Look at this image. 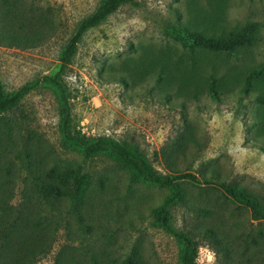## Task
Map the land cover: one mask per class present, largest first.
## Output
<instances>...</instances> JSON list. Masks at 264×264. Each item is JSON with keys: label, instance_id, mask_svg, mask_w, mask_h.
<instances>
[{"label": "rangeland", "instance_id": "1", "mask_svg": "<svg viewBox=\"0 0 264 264\" xmlns=\"http://www.w3.org/2000/svg\"><path fill=\"white\" fill-rule=\"evenodd\" d=\"M102 1L0 0L5 92L55 75L63 45ZM250 22L259 23L257 40L233 52L191 51L167 32L180 26L219 37ZM25 33L39 38L10 46L2 36ZM212 76L218 98L209 91ZM60 81L72 136L113 139L158 174L198 177L179 180L183 199L169 206L172 226L198 243L197 264H264V220L223 187L264 201V0L126 3L85 32ZM64 107L59 89L40 83L0 115V196L27 217L17 235L27 252L49 246L32 264H121L135 247L145 264H183V243L158 220L171 188L145 181L111 152L86 160L63 130ZM51 167L87 172L82 205L39 194L36 183ZM1 255L13 264V252Z\"/></svg>", "mask_w": 264, "mask_h": 264}, {"label": "trees", "instance_id": "2", "mask_svg": "<svg viewBox=\"0 0 264 264\" xmlns=\"http://www.w3.org/2000/svg\"><path fill=\"white\" fill-rule=\"evenodd\" d=\"M135 2L136 0H103L93 13L82 19L75 32L63 45L60 51V65L55 75H45L34 85H25L10 94L5 92L3 83L0 79V115L17 105L23 96L37 84L45 83L58 88L65 102L63 130L69 139H75L76 143L82 148L86 160L99 152H111L121 160L130 163L135 172L145 181L171 188V195L168 196L164 204L159 208L158 220L162 227L174 234L183 243L181 255L183 264H197L198 243L189 232L176 230L172 226L169 206L183 199V191L178 181L181 179H190L194 182H198V177L191 172H176L166 175L158 174L145 156L129 145L120 144L113 139L99 138L90 140L83 136L79 130L78 135L72 136L68 130L70 105L65 95L64 84L60 81V77L67 72L70 63L78 52L79 42L85 32L90 27L102 22L110 14L116 12L122 5ZM258 26V22H250L237 31H232L226 36L219 37L207 36L199 30L180 26H170L167 32L172 39L180 42L182 45L188 46L191 51L199 48L212 52H233L240 47L252 45L257 40ZM2 36L10 46L19 45L22 42L33 43L34 40L39 38V34L30 33ZM260 75L261 72L257 71L254 76L251 75L247 78L245 86L246 91L252 87L254 77ZM209 91L213 98L219 97L218 79L214 76L211 77ZM87 185L88 174L84 169L58 167L49 168L45 172L44 177L36 183L37 190L44 199H53L57 201L70 199L79 205H82L85 201L84 197ZM223 187L234 200L251 209L253 218L264 220V201L262 199L254 194L245 193L242 189L233 188L229 185H223ZM26 221L27 217L22 211H13L9 199L5 196H0V228L3 231L4 239L0 246V264H7L4 262V256L1 255L6 251L9 254L13 252V264H32L40 253L49 249L48 245H41L37 250L31 249L27 252L23 236L21 241H19L17 237L25 226ZM212 236L217 241L219 240L215 233H212ZM224 247V254L230 256L231 249L229 245H224ZM121 264H145L140 249L135 247L131 255ZM229 264L241 263L235 262Z\"/></svg>", "mask_w": 264, "mask_h": 264}, {"label": "built area", "instance_id": "3", "mask_svg": "<svg viewBox=\"0 0 264 264\" xmlns=\"http://www.w3.org/2000/svg\"><path fill=\"white\" fill-rule=\"evenodd\" d=\"M208 257L210 258V255H208ZM210 260H211V259H208V262H211Z\"/></svg>", "mask_w": 264, "mask_h": 264}]
</instances>
